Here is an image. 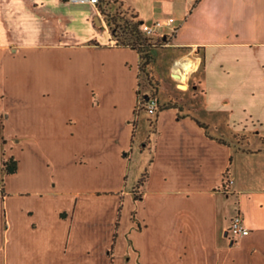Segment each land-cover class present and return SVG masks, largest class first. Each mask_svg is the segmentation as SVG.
<instances>
[{"label": "crops", "instance_id": "1", "mask_svg": "<svg viewBox=\"0 0 264 264\" xmlns=\"http://www.w3.org/2000/svg\"><path fill=\"white\" fill-rule=\"evenodd\" d=\"M119 1L202 52L201 106L139 137L141 58L92 4L0 0V264H264V0Z\"/></svg>", "mask_w": 264, "mask_h": 264}, {"label": "rangeland", "instance_id": "2", "mask_svg": "<svg viewBox=\"0 0 264 264\" xmlns=\"http://www.w3.org/2000/svg\"><path fill=\"white\" fill-rule=\"evenodd\" d=\"M85 7L88 11L91 10L89 6L86 5ZM118 9H119L118 5H115V7L112 8V11L116 12ZM93 11H94V16H93L94 18H92L90 21V24L92 27H97L96 21H95L96 18L100 21V23L102 19L106 22L107 17L105 16V14L101 13L102 16H100L96 14L95 10ZM120 11L124 12L126 11V9L122 8ZM129 16H130V12H129L128 17ZM98 28H99V25H98ZM112 39L115 41V38L113 36H112ZM171 42H172V39L166 42L158 38L153 39L154 47L152 50V57H153L152 63L147 67L144 65V67L142 68L140 72V89H139L138 102L140 100L143 102V99H147V97H151L152 95H155L158 99V103L160 102L161 107L168 106V105L172 106L176 98L187 100L190 106H195V108L200 107L201 101H199L198 99H195V96L193 95V91L180 92L177 85L181 84V82L178 79L176 80L172 76V74H173V69L175 68L177 64L176 62L186 59V58H191L193 60H197L200 62L197 70L194 72L195 76L197 77L200 76L203 71L202 52H200V55H199L198 53H193L190 50H179L175 48L171 44ZM143 63L144 62L141 61V65H143ZM189 79L190 77L184 82L185 85L188 83ZM137 109H138L137 110L138 115L140 116L139 117V131H140L139 137H141L143 134H145L147 123H149L152 129L154 128V121L156 120L157 116L156 114H150L148 110L146 109V106L144 108L143 106L141 105L139 106L138 104ZM198 111L202 112L203 109H197L196 112ZM250 138L252 141L258 142L257 139L256 140L253 139L254 136L252 134H250ZM152 147H153L152 143L148 142V145L146 146V148H148L151 151Z\"/></svg>", "mask_w": 264, "mask_h": 264}, {"label": "trees", "instance_id": "3", "mask_svg": "<svg viewBox=\"0 0 264 264\" xmlns=\"http://www.w3.org/2000/svg\"><path fill=\"white\" fill-rule=\"evenodd\" d=\"M115 5H118L119 9L116 12H113L112 8L115 7ZM122 8L125 7L119 0H100L99 9L102 14H105L107 17L106 23L109 26L110 33L115 38L116 46L132 49L139 54L141 61L144 62L143 65L140 63L141 72L144 65L147 67L152 63V50L154 47L153 39L142 33L140 27L143 22L139 20L138 16L126 8V11H120ZM129 12L130 16L128 17ZM137 95L139 96V91L137 92ZM151 97L157 99L155 95H152ZM145 104L146 102L143 100V102H141V106L145 108ZM168 107L171 106H158V110L160 111ZM135 115H137V112H135ZM200 126L204 127L201 124ZM17 170L18 162L16 159L14 157H10L8 159L4 157L0 164V177H2L0 179V184H3L5 176L15 174ZM141 182H143V179L140 180L139 183Z\"/></svg>", "mask_w": 264, "mask_h": 264}, {"label": "built area", "instance_id": "4", "mask_svg": "<svg viewBox=\"0 0 264 264\" xmlns=\"http://www.w3.org/2000/svg\"><path fill=\"white\" fill-rule=\"evenodd\" d=\"M71 3H89L92 4L96 11L100 16L101 10L99 9L100 6V0H69ZM172 22L170 20H156L152 23H142L141 24V31L142 33L149 37V38H158L163 39L167 37V34H164V30L167 27H171ZM116 44V41H115ZM173 74L174 71H173ZM172 74V76H173ZM177 75V74H175ZM176 79V78H175ZM177 80V79H176ZM144 102H146L145 106L146 109L150 114H156L158 110V99L153 97H148L147 99H143ZM141 100L138 102L139 106L141 105ZM230 233L234 236L236 239L247 237L250 234V230L245 226L243 217L238 213L233 219L230 227Z\"/></svg>", "mask_w": 264, "mask_h": 264}, {"label": "bare ground", "instance_id": "5", "mask_svg": "<svg viewBox=\"0 0 264 264\" xmlns=\"http://www.w3.org/2000/svg\"><path fill=\"white\" fill-rule=\"evenodd\" d=\"M196 61L191 59V58H186L183 60H180L177 62L174 70V73L180 76L179 81L181 82V84L184 86V89H187V86L185 84H183L184 79L191 75L195 68H196Z\"/></svg>", "mask_w": 264, "mask_h": 264}, {"label": "water", "instance_id": "6", "mask_svg": "<svg viewBox=\"0 0 264 264\" xmlns=\"http://www.w3.org/2000/svg\"><path fill=\"white\" fill-rule=\"evenodd\" d=\"M173 77L176 78V79H178V80L180 79V76H179V75H175V74H173ZM178 87H179L180 89H183V90H184V88H183L184 86H183L182 84H178Z\"/></svg>", "mask_w": 264, "mask_h": 264}]
</instances>
